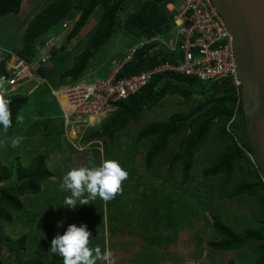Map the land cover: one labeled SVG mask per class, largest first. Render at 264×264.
I'll return each instance as SVG.
<instances>
[{"label":"rangeland","instance_id":"rangeland-1","mask_svg":"<svg viewBox=\"0 0 264 264\" xmlns=\"http://www.w3.org/2000/svg\"><path fill=\"white\" fill-rule=\"evenodd\" d=\"M53 1L34 0L33 6L34 9H41ZM142 3L143 0L123 1L117 13L118 23L114 32L90 59L79 80L110 76L132 49L140 47L150 38L125 27L127 19L138 11ZM166 9L173 16L168 23L169 37L164 38L169 44L170 39L175 38L176 19L173 5L167 4ZM101 13L102 6L96 7L87 23L70 40H67L66 35L73 24L71 19L65 21L70 22V25L59 27L44 40L48 45L42 47L39 56L46 48H55L62 53L63 61H53L49 55L48 61L46 59L44 64H38L32 75L34 79H25L26 82H21L18 87L13 85L8 88L4 81H0V95L6 92V96H29V103L17 116L14 128L0 132V163L26 166L36 155L44 154L43 166L52 173V177L39 184L38 194L25 193L19 197L23 205L20 212L5 213L6 220L0 223V257L5 264H28L33 258L45 237L39 224L41 218H46L55 227L70 223L77 226L86 224L91 232L89 246L100 247L102 251L110 250L114 264H163L162 259L167 251L171 249L170 253L179 260L183 248L187 249L185 254L188 261L185 264H195L198 260L192 256L199 250H195L196 245L207 248L208 241L218 239L212 227V216L219 217L237 232L257 229L258 220L262 219V203L258 197H230L232 190L242 181L237 170L229 183L224 182L221 174H204L225 150L218 123L212 126L194 154L186 182L182 178L181 162L173 165L170 162L181 150V144L190 129L175 136L151 165L145 164V156L152 141L137 140V133L151 123L165 122L173 114L197 113L205 101L204 97L192 95L189 100H185L176 94H168L152 109H145L136 120L115 133L111 140L106 137L98 140L90 138L91 133L101 130L100 122L105 115L95 116L96 121L92 125L87 121V116L81 119L76 117L74 122L63 115L53 90L60 84L61 74L72 66L74 57L84 48ZM77 15L75 12L74 17L77 18ZM17 16L9 15L6 23H0L2 44L6 48H15L10 52L6 64L15 62L18 58L15 52L23 44V33L20 32L24 22L19 23L17 31H9L10 27L17 24L14 22ZM145 46L150 54L158 57L167 49L165 44L156 40ZM36 61L38 58L32 63ZM64 81L71 80L65 78ZM65 117L69 123L73 122L70 126ZM72 126L77 131L75 138H71L67 131ZM17 138L20 143L13 147L11 141ZM105 159L118 161L128 174L114 197L108 201L97 197L95 201L78 206L75 210L61 207L65 196L70 195L60 189L63 174L72 167L90 162L99 165ZM4 184L9 185L10 181ZM23 235L26 236V242L20 251L10 250V242L17 241ZM46 248L43 251L44 262L52 264L51 261L58 259L53 258L50 247ZM229 254L235 257L236 264H244L242 251L237 249ZM97 264L107 262L98 261Z\"/></svg>","mask_w":264,"mask_h":264},{"label":"trees","instance_id":"trees-1","mask_svg":"<svg viewBox=\"0 0 264 264\" xmlns=\"http://www.w3.org/2000/svg\"><path fill=\"white\" fill-rule=\"evenodd\" d=\"M22 1L0 0V18L12 13L17 14ZM111 1L55 0L48 3L29 21L23 32L22 47L15 52V55L27 62L38 58L39 52L46 44L44 40L68 19L73 20V24L66 37L67 40L74 38L90 19L95 8L102 6V13L93 33L82 51L74 57L72 66L61 74L62 80L59 85L65 83V78H70L71 81L79 80L90 59L111 37L118 23L117 13L121 10L124 0H116L113 3ZM174 2L175 0H143L138 11L127 19L125 27L128 30H136L138 35L140 33L147 38L156 34L168 38V23L172 21L173 16L167 11L166 5ZM75 12L78 13L77 18L74 17ZM56 50L58 49H50V58L53 57L51 60L63 61L62 53ZM171 57L172 55L166 49L158 57L150 54L147 46H143L133 53L131 61L119 68L116 78L130 77L160 62L171 61ZM9 59L10 55L0 59V81L9 78L6 67ZM168 94H176L185 100H189L192 95H200L205 101L198 108L197 113L173 114L165 122L151 123L137 133V140L152 141L145 156V164L151 165L175 136L181 131L190 129L189 135L181 144V150L172 157L170 162V165L181 162L182 178L186 182L194 154L212 126L218 123L219 133L225 142V150L204 171V174L207 176L221 174L224 182L229 183L237 170L242 176V181L232 190L230 197L240 195L258 197L263 211L262 219L258 220V228L243 232L233 230L219 217L212 216V227L218 239L208 241L207 246L218 251L237 250L248 246L255 254L254 264H264V182L253 161L245 153V151L251 153V150L245 137L241 102L238 101L235 89L228 80L221 83L203 82L194 77L179 76L175 73L156 74L138 92L124 100L114 102V111L100 122L101 130L91 133L90 138L98 140L106 137L111 140L115 133L136 120L145 109H152ZM4 98L11 100L9 105L11 125L8 129H12L17 124V116L29 103V96L11 94ZM2 131L3 129H0V132ZM44 160L45 155L38 154L26 166L19 163L11 166L0 163V223L6 220V212H20L23 209L20 196L25 193L38 194L39 184L52 177V173L43 166ZM8 181L10 184L5 185L4 183ZM39 224L45 237L28 264H45L43 251L47 249L46 247H50L52 238L58 233L62 235L69 225L55 227L46 218H41ZM4 238L9 240L7 237ZM25 242L26 236L23 235L17 241L10 242L9 249L20 251ZM52 255L53 258L58 259L51 261L52 264H63L62 256L58 253H52ZM0 264H5L1 257ZM227 264H235V262L229 260Z\"/></svg>","mask_w":264,"mask_h":264},{"label":"built area","instance_id":"built-area-1","mask_svg":"<svg viewBox=\"0 0 264 264\" xmlns=\"http://www.w3.org/2000/svg\"><path fill=\"white\" fill-rule=\"evenodd\" d=\"M170 5H173L174 18L176 19L174 40L170 39L167 44L161 34L151 36L141 43L140 47L132 49L119 68L131 61L132 55L137 49L154 40L166 45V50L172 55L171 61L160 62L130 77L117 79L118 68L116 72L106 78L98 79L97 77L93 80L92 85L76 84L74 81L59 85L58 87L64 85L63 92L72 107L68 115L69 119L73 121L76 117L81 119L82 116L89 115H105L103 117L105 119L114 111V102L128 98L143 88L152 76L166 72L194 77L203 82L221 83L228 80L240 101L241 82L237 77L232 46L233 38L212 1L175 0ZM67 25H70V22H66L62 26L66 27ZM45 45L47 46L48 42ZM49 51L50 48H46L35 63L18 57L12 64H6L9 78L4 82L7 87L10 88L13 85L18 87L21 82H26L29 78L24 69L33 74L39 67L38 64H44L46 59L48 61ZM44 82L46 81L44 80ZM58 87L54 90H58ZM74 122L76 121L74 120ZM245 153L253 161L251 153L247 151ZM262 181L264 182L263 178Z\"/></svg>","mask_w":264,"mask_h":264},{"label":"water","instance_id":"water-1","mask_svg":"<svg viewBox=\"0 0 264 264\" xmlns=\"http://www.w3.org/2000/svg\"><path fill=\"white\" fill-rule=\"evenodd\" d=\"M232 36L244 132L264 180V0H211Z\"/></svg>","mask_w":264,"mask_h":264},{"label":"clouds","instance_id":"clouds-1","mask_svg":"<svg viewBox=\"0 0 264 264\" xmlns=\"http://www.w3.org/2000/svg\"><path fill=\"white\" fill-rule=\"evenodd\" d=\"M5 96L6 92L0 95V129L6 132L11 125V100ZM19 143V138L11 141L13 147ZM127 175L119 162L111 159H105L99 165L90 162L72 167L62 176L60 189L70 195L65 196L60 206L75 210L78 206L95 201L97 197L108 201L114 197ZM90 237L91 232L86 224H69L62 235L58 233L52 238L50 251L62 256L63 264H97L98 261L114 264L110 250L102 251L100 247L89 246Z\"/></svg>","mask_w":264,"mask_h":264},{"label":"crops","instance_id":"crops-1","mask_svg":"<svg viewBox=\"0 0 264 264\" xmlns=\"http://www.w3.org/2000/svg\"><path fill=\"white\" fill-rule=\"evenodd\" d=\"M33 1L34 0H23L21 2L20 11L17 13L18 19H16L14 21L17 24L15 26H12L9 28L10 32L17 31L19 29L18 27L20 26L19 25L20 22H24V24L21 25L20 34H22L25 31L29 21L40 10V8H38V7H37V9H34ZM28 12H29V14H28ZM13 14L14 13L8 14V15L0 18V23H6L9 20L8 16L13 15ZM25 15H26V18H25ZM22 37H23V34H22ZM3 39L5 40V38H3ZM13 49H15V48H9V47L6 48L2 44V38L0 37V59L5 58L7 55H9ZM1 185H3V183H1ZM198 246H199V244L196 245V248L194 247L195 250H197L198 248H199V250H197L193 253V254H195V256H192L193 259L196 258L198 260L197 261L198 263H195V264H227V262L229 260H233L235 262V257L233 258L232 255L229 254L230 252L235 251V250L218 251V250L212 249L210 247H207V248L201 247L200 248ZM186 250H187L186 248L185 249L183 248V250L179 254L180 259L178 260L175 255L170 253V251H172L170 249L169 251H167L165 253L166 255L164 254V257L162 259L163 264H178L177 262H180V264H185L186 261H188L187 255L185 254ZM238 250H240L244 253L243 254L244 260L242 261L244 264H254L255 263V254L253 253V251L250 247L246 246V247L240 248ZM235 264H236V262H235Z\"/></svg>","mask_w":264,"mask_h":264},{"label":"bare ground","instance_id":"bare-ground-1","mask_svg":"<svg viewBox=\"0 0 264 264\" xmlns=\"http://www.w3.org/2000/svg\"><path fill=\"white\" fill-rule=\"evenodd\" d=\"M13 60H11V62H12ZM24 72H27L28 73V75H30V76H28L27 75V77L30 79V78H32V79H34L33 78V74H31L27 69H24ZM90 77V76H89ZM31 79V80H32ZM93 77H91V78H88V80L86 81V79L84 78V79H81V80H77V81H74V83H76V84H90V85H92V83H93ZM9 88V87H8ZM59 89L58 90H53V94L55 95V97L57 98V100H58V102H59V104H60V108H61V110H62V112L65 114V116L68 118L69 116V112H70V110H71V106H70V104H69V101H68V98H67V96L64 94V92H63V90H64V85L63 86H60V87H58ZM65 117V118H66ZM85 117V116H84ZM67 118H66V120H67ZM87 121L92 125V124H94V122L96 121V117L95 116H92V115H89V116H87ZM73 122H71V123H69V120H67V125H71ZM67 131L69 132V135H70V137L71 138H75V134L77 133V131H76V128L75 127H68L67 128ZM70 138V139H71Z\"/></svg>","mask_w":264,"mask_h":264}]
</instances>
